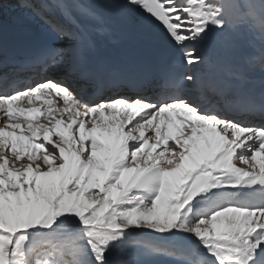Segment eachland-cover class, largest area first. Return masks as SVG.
<instances>
[{"label": "snow or ice", "instance_id": "6c2138e0", "mask_svg": "<svg viewBox=\"0 0 264 264\" xmlns=\"http://www.w3.org/2000/svg\"><path fill=\"white\" fill-rule=\"evenodd\" d=\"M22 7L51 33L27 61L51 74L23 90L0 78V264H136L123 257L139 249L180 255L181 264H264V202L231 191L264 192V104L245 120L185 87L200 81L194 70L210 34L249 19L264 25V0H23ZM73 9L97 21L100 10L140 11L143 33L155 38L144 62L170 47L193 71L162 82L170 95H86L70 77L90 63L95 41ZM203 87L227 94L219 83ZM244 103L256 111L251 98ZM34 231L56 242L30 253ZM139 233L189 244L177 253L130 239Z\"/></svg>", "mask_w": 264, "mask_h": 264}, {"label": "rangeland", "instance_id": "374dc122", "mask_svg": "<svg viewBox=\"0 0 264 264\" xmlns=\"http://www.w3.org/2000/svg\"><path fill=\"white\" fill-rule=\"evenodd\" d=\"M13 1H15V0H10V1H8V0H0V5H2V7H0V16H1L0 18L5 20L6 17L4 16V14L7 15V14H13V13L17 12V10H18L16 8L17 5H12L11 4ZM77 1H79V2L83 1L86 4H90V2H87L85 0H77ZM96 1H97V4L103 3L102 0H96ZM17 4H19V3L17 2ZM132 12L135 15V17L136 16L137 17L141 16V17H139V18H142V19H140V21L143 20L142 13L140 11L132 10ZM250 21L253 23V27H252L253 28V30H252L253 33H250V35L248 33V29H246L244 27V24H242L240 26V28L238 29L239 26H238L237 23L233 27H231V28H229V29H227L225 31L215 30V31H213L210 34L209 39H216L218 41H221L222 38H224L225 36L227 38H230V39H226L222 43H217L216 42V47H215L216 50L215 49L213 50L214 54H213V58L211 59V61L213 63H214V60H215L214 59L215 53H216V51L218 49H220V47H218L219 44L221 45V48L226 46L227 44L234 46V44H233L234 41L230 42V40L231 39L235 40L237 35L239 37H241L242 39H245V40L248 41L246 44L243 43V45H245V46H248V45L250 46V48L248 47V49H250L248 52L251 53V47H254L257 53H258V51H263L264 50V38L261 39V37H260V41L258 40L259 36H260V33L262 35L264 34V26L261 24V27L258 28L252 19ZM250 21L249 20H245V22H250ZM217 44H218V46H217ZM260 45H262L261 48H258V47H260ZM204 50H205V44L202 45L201 52H202V55L204 57H206V52H204ZM208 52H209V56H210V53H212V50L209 49ZM256 52L254 53L253 57H255L257 55ZM204 63L200 64L199 68L195 69V70L196 71H198V70L201 71L203 69ZM207 66H206V68H207ZM60 106L61 105H56L54 107V109H57ZM44 121L47 123L46 120H44ZM9 130H11V129H9ZM17 131H19V130H17ZM24 134L25 135H30V132L27 130L26 124H25V128H24ZM26 158L27 157H25V159ZM130 239L131 240H141V241H144V242H146V243H148L150 245L166 247V248H169V249H171V250H173V251H175L177 253H180L179 251L182 250V249L186 250V248H187V246L189 244V240L187 239V237L174 238V237H170L169 236V237H163V238L159 239V238H157V237H155V236H153L151 234H147V233H139V234L131 237ZM51 241L53 243L56 242L53 233H51L49 231H34L32 233V240L28 244V248H29L30 253L33 250H37L38 251V250H40L42 248L48 247V244L46 242H51ZM171 247L172 248H178L179 250H174ZM140 251H143V249L130 250V255H125L123 258L124 259H128V258H130V256H132V257H134V260H135L136 264H144V262H147V264H181V261H182V257L180 255H169V254H165V253H153V254L144 256V255H140L139 254ZM158 256L161 258L160 261L156 260V258Z\"/></svg>", "mask_w": 264, "mask_h": 264}, {"label": "bare ground", "instance_id": "6f19581e", "mask_svg": "<svg viewBox=\"0 0 264 264\" xmlns=\"http://www.w3.org/2000/svg\"><path fill=\"white\" fill-rule=\"evenodd\" d=\"M85 1L90 2V4H93V5H98L96 0H85ZM53 2H54V0H35V3H37V4L48 5V6H50ZM73 2H75V3H81V2H79L77 0H70V3H73ZM11 4L12 5H17L16 8L18 10H17V12H15L13 14H7V15L4 14V16L6 18H5V20L2 19V18H0V26H2L4 28H9V29H12V30L22 31V30H25L26 29L27 25L33 24L35 28L38 27L39 29H41L43 31L46 30L45 29L46 27L44 26L45 24L37 21L36 17H34V15H32L29 11H27V9H25L22 6H20V4L18 5L17 2H15V1H13ZM73 10L74 11L72 12V14H73V16L77 20L78 19H84L85 18V15L82 12H80L78 9H76V11H75V9H73ZM100 15H103L105 19H109L110 20V24L112 26L116 27V28L126 27V25H127L126 21H124L123 19H121L115 13L107 12L106 10H100ZM139 17H141V16H139ZM140 19H142V18H140ZM250 20L251 19H249V21ZM253 21H254V23L256 24V26L258 28L261 27V23L258 20H253ZM110 31H114V29L111 28ZM113 33H115L117 35L119 34L117 31H114ZM260 37H261V39H263L264 38V34L262 35L260 33V36H259V39H258L259 41H260ZM243 40H244L243 43H245V44L248 42L245 39H243ZM233 41H234V39H231L230 40V42H233ZM217 46H218V44H217ZM218 47H220V49L217 48L218 50L216 51L215 57H214V59H215L214 60V64H215V68H217V69L223 67V65L225 63H229L230 62V60H231L230 58H231V54H232V51H233L234 46L227 44L226 46H224V47L221 48V45L219 44ZM242 48H243V50L244 49H248V46L243 45ZM255 52H256L255 48L254 47H251V54H250V52H246V53H249L250 54V57L249 58H252L251 55H254ZM246 53H245V56L246 57L249 56ZM208 54H209V52H208ZM256 54L257 55L255 57H253V58H254V60H256L255 63L259 64V63H261L263 61V58L262 57L264 56V50L263 51H258V53L256 52ZM256 69H257V71H260L261 70L259 67H257ZM187 70L188 71H187L186 75L188 73H190V72L193 71V69H191V66H189ZM194 71L199 75L200 79H204V76H203V74L201 72L196 71V70H194ZM48 73L51 74V71H49ZM77 74H78V72H77V70H75L72 73V76L73 77L72 76L70 77V82L73 83L75 86H77L78 83H79V80L77 79L78 78L77 77ZM187 85L188 84L185 83V86H187ZM200 94L203 95L202 93H200ZM40 123H42V122H40ZM156 260L157 261H160L161 258L158 256L156 258Z\"/></svg>", "mask_w": 264, "mask_h": 264}]
</instances>
